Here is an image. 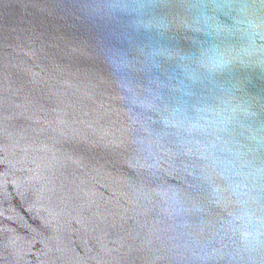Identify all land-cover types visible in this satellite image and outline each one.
<instances>
[{
  "label": "water",
  "instance_id": "obj_1",
  "mask_svg": "<svg viewBox=\"0 0 264 264\" xmlns=\"http://www.w3.org/2000/svg\"><path fill=\"white\" fill-rule=\"evenodd\" d=\"M0 264H264V0H0Z\"/></svg>",
  "mask_w": 264,
  "mask_h": 264
}]
</instances>
